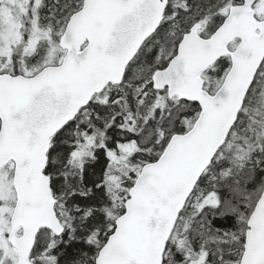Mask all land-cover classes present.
Instances as JSON below:
<instances>
[{
    "label": "snow or ice",
    "instance_id": "1",
    "mask_svg": "<svg viewBox=\"0 0 264 264\" xmlns=\"http://www.w3.org/2000/svg\"><path fill=\"white\" fill-rule=\"evenodd\" d=\"M0 264H264V0H0Z\"/></svg>",
    "mask_w": 264,
    "mask_h": 264
}]
</instances>
